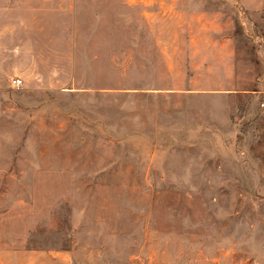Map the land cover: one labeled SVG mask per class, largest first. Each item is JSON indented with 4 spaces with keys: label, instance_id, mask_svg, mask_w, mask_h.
<instances>
[{
    "label": "rangeland",
    "instance_id": "374dc122",
    "mask_svg": "<svg viewBox=\"0 0 264 264\" xmlns=\"http://www.w3.org/2000/svg\"><path fill=\"white\" fill-rule=\"evenodd\" d=\"M260 2L0 0V264H264Z\"/></svg>",
    "mask_w": 264,
    "mask_h": 264
},
{
    "label": "built area",
    "instance_id": "2783aa9c",
    "mask_svg": "<svg viewBox=\"0 0 264 264\" xmlns=\"http://www.w3.org/2000/svg\"><path fill=\"white\" fill-rule=\"evenodd\" d=\"M20 82H21V78H19V77L12 78V83L19 85Z\"/></svg>",
    "mask_w": 264,
    "mask_h": 264
},
{
    "label": "crops",
    "instance_id": "0c3cea01",
    "mask_svg": "<svg viewBox=\"0 0 264 264\" xmlns=\"http://www.w3.org/2000/svg\"><path fill=\"white\" fill-rule=\"evenodd\" d=\"M260 4H261V2H260ZM260 6H263L264 7V3H262Z\"/></svg>",
    "mask_w": 264,
    "mask_h": 264
}]
</instances>
